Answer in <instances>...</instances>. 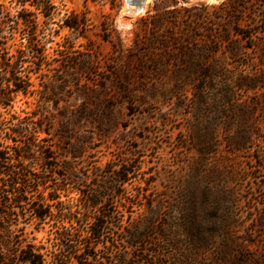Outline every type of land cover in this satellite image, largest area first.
Returning <instances> with one entry per match:
<instances>
[{
    "label": "rangeland",
    "instance_id": "374dc122",
    "mask_svg": "<svg viewBox=\"0 0 264 264\" xmlns=\"http://www.w3.org/2000/svg\"><path fill=\"white\" fill-rule=\"evenodd\" d=\"M1 1L0 59L44 51V76L0 106V264H264V0H149L133 16L130 0H51L45 16L28 2V26ZM26 36L43 47L18 49Z\"/></svg>",
    "mask_w": 264,
    "mask_h": 264
},
{
    "label": "trees",
    "instance_id": "16d2710c",
    "mask_svg": "<svg viewBox=\"0 0 264 264\" xmlns=\"http://www.w3.org/2000/svg\"><path fill=\"white\" fill-rule=\"evenodd\" d=\"M12 4H15V6H19L22 7L21 10L17 13L16 18H17V25H22V26H28L29 24H32L33 22H30L29 18L27 16H22L21 12L24 10V6L28 3L31 2L32 4H34V6L36 7V9H40L41 12L44 14V16L46 15L45 13L49 12L50 8H51V0H10L9 1ZM7 10V7L4 5V3H2V1L0 0V30H1V26L6 23L5 21H3L4 18V13ZM45 11V12H44ZM48 17V16H46ZM11 23V22H10ZM13 23V22H12ZM36 25V24H35ZM64 26L69 28V29H76V24H72L69 23L67 20H65L64 22ZM1 32V31H0ZM33 35H36V32H33ZM29 36L23 37V40H25L26 44L24 46H19L18 49H25V48H29V47H36V48H42L43 44L40 43L39 41H32L30 38H28ZM2 49V44L0 43V50ZM43 52L44 51H38L36 50L35 54L37 55V58L35 60L34 63H32L30 66H25V64L27 62H25L24 58V51L23 50H17L16 51V56L14 58H8V59H0V106L3 108H7L10 105H12V103L14 102V100L19 97V96H23L26 97L28 95H30L31 93H33V91H31V87H33V77L34 79H40L41 77L44 76L43 74V60L41 59L43 57ZM5 84V86H3ZM14 120V118H11ZM16 123L14 124L13 127L9 128V132L10 134H12L15 137H20V138H24L27 134H28V130H29V126L28 124H24L22 122H20L18 119H16ZM36 127L38 128L39 126L37 124H35ZM43 132H45V130H43ZM214 136L212 137V135L208 138H206L204 135H202L201 133H194V136H192V141L194 143V145H196L197 149H198V153L203 156L206 154L211 153L213 150H211L212 148H208L211 147L214 143L213 141ZM207 147V148H206ZM206 148V149H205ZM28 148H25L21 154L19 156H17V158H14V164H10V166H8V170H6L9 174L11 175L13 172L11 170H13L12 168L15 166L16 163L21 162L24 163L25 161H27L30 157H29V152L26 151ZM1 153V152H0ZM16 157V155H15ZM52 157L48 156L47 158H44V161L51 160ZM5 154H0V174H3V171L6 168L5 165ZM46 168H48V165L46 164ZM51 168V166H50ZM122 174V166L119 169V175ZM119 182H125V178L122 179V176H119ZM17 182H13L10 184V186L15 187V184ZM36 183L41 184V185H45L46 184V180L42 179V178H37ZM65 188V185H57L54 186L53 190V194H49L47 195L42 201L41 204L37 206V208L34 210L35 211V216L39 221H44L46 220V218L50 217L51 215V208L54 207V205H58L60 198L59 196V192L61 190H63ZM86 200V203L88 205V207L90 209H96L98 206V202H96L94 200L93 195H87V196H83ZM82 197V198H83ZM61 203V202H60ZM183 209H181L182 211ZM62 213H64V215H66L67 218V222L70 224L69 225V229H66L69 233H71V230L75 228V225L77 223V220L79 218L73 216L72 214H70L71 212H64L63 210L61 211ZM185 210L182 211V227L184 229V231L186 232L187 235H189V231H191V227H193L194 224V220L190 219V217L187 215L188 212L185 214ZM88 215H90V212L88 213ZM91 216H88V219H91L93 221H97V219L94 217L90 218ZM73 235V234H72ZM68 237H71V234H63L62 238L63 240H67ZM102 237V230H99L98 233V237L96 238L97 241H99V239ZM24 262L28 263V264H42L39 261V257L29 253V252H24ZM66 258L65 256L63 257V259ZM58 264H63V262H61V260H59Z\"/></svg>",
    "mask_w": 264,
    "mask_h": 264
},
{
    "label": "bare ground",
    "instance_id": "6f19581e",
    "mask_svg": "<svg viewBox=\"0 0 264 264\" xmlns=\"http://www.w3.org/2000/svg\"><path fill=\"white\" fill-rule=\"evenodd\" d=\"M130 1H131V3L128 4L130 6L126 5L127 7L126 8L124 7L125 8L124 12H126L127 15L129 14L130 16H133V15H136L137 13L143 12L146 4L149 2V0H130Z\"/></svg>",
    "mask_w": 264,
    "mask_h": 264
}]
</instances>
